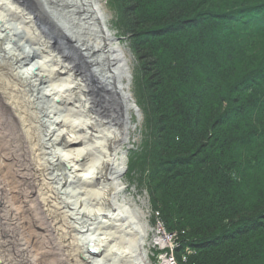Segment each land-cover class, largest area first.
Wrapping results in <instances>:
<instances>
[{
    "label": "bare ground",
    "instance_id": "obj_1",
    "mask_svg": "<svg viewBox=\"0 0 264 264\" xmlns=\"http://www.w3.org/2000/svg\"><path fill=\"white\" fill-rule=\"evenodd\" d=\"M129 78L99 0H0V264H151L120 157Z\"/></svg>",
    "mask_w": 264,
    "mask_h": 264
},
{
    "label": "trees",
    "instance_id": "obj_2",
    "mask_svg": "<svg viewBox=\"0 0 264 264\" xmlns=\"http://www.w3.org/2000/svg\"><path fill=\"white\" fill-rule=\"evenodd\" d=\"M107 3L141 75L129 172L176 252L264 264V0Z\"/></svg>",
    "mask_w": 264,
    "mask_h": 264
},
{
    "label": "rangeland",
    "instance_id": "obj_3",
    "mask_svg": "<svg viewBox=\"0 0 264 264\" xmlns=\"http://www.w3.org/2000/svg\"><path fill=\"white\" fill-rule=\"evenodd\" d=\"M32 1V0H31ZM99 3L101 5V9L104 12V15L106 17L107 25L110 28V30L113 32V34L116 35L117 38L120 39V43L123 47V49L126 52V55L129 59V65H130V76L129 81H131L129 86V91L132 95V100L135 103L137 109L134 111L132 110L131 114V130H130V137L129 140L122 146V151L120 157L123 158L126 164V169L124 171V182L127 187V197L130 199H135V201L143 208L144 212L147 216V221L150 224L149 229V236L147 237V248H148V254L150 256L151 264H167V263H173L175 264V260L173 259V254L171 252L176 253V249L178 244L174 242L173 240H170L168 244H166V247L162 249L160 246L153 247L154 243L157 241L158 235L163 231V236L168 237L166 234V231L163 228V225L158 222L157 215L152 212V208L150 205L148 194L140 187V184L136 180L133 175L129 172V154L132 149H134L135 146L140 144V137H141V131H142V125H143V113L140 109L139 105V96H138V88L140 85L141 75L139 74V62L136 58L131 42L128 38H126L120 29H118V21L116 20L115 14H113L110 11V8L108 6L107 0H99ZM59 42H55L56 47L58 46ZM70 56L72 58H75L76 54L72 51L69 52ZM76 68L78 71V75L84 76L87 72V67L81 64V62L76 63ZM175 236V235H174ZM173 256V257H172ZM183 257V256H182ZM178 259V255L176 257ZM183 261V260H182Z\"/></svg>",
    "mask_w": 264,
    "mask_h": 264
}]
</instances>
